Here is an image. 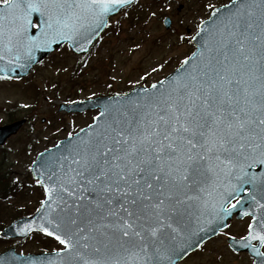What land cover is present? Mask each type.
<instances>
[{
  "label": "snow or ice",
  "instance_id": "snow-or-ice-1",
  "mask_svg": "<svg viewBox=\"0 0 264 264\" xmlns=\"http://www.w3.org/2000/svg\"><path fill=\"white\" fill-rule=\"evenodd\" d=\"M128 3L0 0V59L31 61L57 39L90 44ZM235 8L177 74L123 112L106 107L109 119L66 149L56 187L45 185L63 215L49 216L55 231L41 226L66 246L61 264H170L165 241L205 197L223 209L245 184L264 192V0ZM249 229L264 245V220Z\"/></svg>",
  "mask_w": 264,
  "mask_h": 264
},
{
  "label": "rangeland",
  "instance_id": "rangeland-1",
  "mask_svg": "<svg viewBox=\"0 0 264 264\" xmlns=\"http://www.w3.org/2000/svg\"><path fill=\"white\" fill-rule=\"evenodd\" d=\"M230 0H138L111 17L90 51L77 57L66 46L53 52L20 81L0 80V126L26 123L0 147V231L15 219L31 215L43 192L30 175L37 154L92 123L97 111L65 114L62 103L126 93L149 86L173 72L193 51L191 37L210 11ZM169 17L165 30L162 19ZM249 218L232 220L226 230L204 243L179 264H251L245 253L228 249V236L246 235ZM39 238V237H38ZM30 235L8 240L0 236V253L14 248L27 255L62 249Z\"/></svg>",
  "mask_w": 264,
  "mask_h": 264
},
{
  "label": "water",
  "instance_id": "water-1",
  "mask_svg": "<svg viewBox=\"0 0 264 264\" xmlns=\"http://www.w3.org/2000/svg\"><path fill=\"white\" fill-rule=\"evenodd\" d=\"M134 1L135 0H129V3L122 8ZM239 3L240 0H235L225 7L214 10L211 13L210 19L201 24L199 33L193 39L196 51L189 59H194V54L202 50L203 41L212 31L214 24H218L225 16L236 11L235 5ZM119 10L111 13L110 16L116 14ZM163 23L166 29L170 27L169 19H166ZM105 26L106 24L98 30V35L92 39L90 44L83 39H78L77 41L57 39V42L50 47L36 48L33 51L31 61L22 59L17 65L12 64L10 59H0V77L21 79L29 73L32 66L41 62L53 50L59 48L64 43H67L68 48L74 54L83 55L88 52L89 48L103 31ZM180 69L181 67L167 78L177 74ZM163 81H165V79L160 82ZM160 82L153 85L160 87ZM152 86L148 89L145 87H137L124 95L97 98L94 100L77 102L72 105H61L60 110H64L67 113H81L86 110L98 109L99 114L94 118L93 123L89 125L95 127L98 120L100 123H103L109 119L108 116L101 117V113L105 111L106 107L110 108L113 114L123 112L125 109L132 106L133 101L143 97L145 95V90L153 91ZM23 123L24 121H19L8 126L0 127V145H2L9 136L15 134ZM89 126L72 137L59 141L55 147L50 148L37 156L36 160L31 165L30 171L32 177L37 179L38 184L43 187L45 199L39 209L32 216L12 222L0 233L1 236L8 239H19L26 238L32 232H40L48 237L54 238L60 243V241L54 236L45 233L41 227L43 225L44 227H48L50 230L55 231L56 229H54L53 225L48 222L49 216L55 219L58 216L63 215L60 211L63 205H60L58 202L52 203L48 200V193L45 185H50L54 188L56 187L57 179L62 176L60 165L65 163L63 158L68 155L66 149L79 143L77 137H85L89 132ZM243 189H247V192ZM56 191H59V189L56 188ZM235 195L240 201L236 208L230 207L226 209L228 204H225L223 209H221L219 197L213 193L211 196L205 197L208 201L206 207L200 208L197 206L196 208H192L182 219L177 221L176 226L180 228V234L171 233V236H175L176 239L172 240L170 236L169 239L165 241V245L173 249L170 264H178L179 261H181L187 254L197 249L204 241L215 236L220 230L224 229L231 220L232 215H236L237 218L250 215L253 217L251 224L264 220V208L258 206L259 204H264V192L261 191L258 185L254 186L252 184H245L242 186L241 191ZM253 196L256 197L255 201L251 199ZM229 200L231 202L234 199L229 198ZM53 201H56L55 194L53 195ZM46 204H51V208L46 209ZM26 225L27 229L25 228ZM257 226L259 227L258 224ZM248 231H250V229ZM169 232H171V230H169ZM247 237L248 235L240 240L228 238L227 242L233 251L247 252L253 259L252 264H261V260H264V255L260 252L261 242L258 239H247ZM254 241L258 242V244L254 246L257 251H253L252 243ZM60 244L64 247V250L62 251L49 254H30L26 256L16 254L15 250L11 248L0 254V264H61L62 260H68L69 258L65 255L66 246L62 243ZM162 264H169V262L162 261Z\"/></svg>",
  "mask_w": 264,
  "mask_h": 264
},
{
  "label": "trees",
  "instance_id": "trees-1",
  "mask_svg": "<svg viewBox=\"0 0 264 264\" xmlns=\"http://www.w3.org/2000/svg\"><path fill=\"white\" fill-rule=\"evenodd\" d=\"M7 191H9V188H8V186H7V183H3V182H1L0 181V193L3 195V193H5V192H7ZM39 236H36V238H38ZM39 239V238H38ZM40 241L42 240L43 242V244H45L46 242L45 241H48L47 239H45V238H40L39 239Z\"/></svg>",
  "mask_w": 264,
  "mask_h": 264
}]
</instances>
